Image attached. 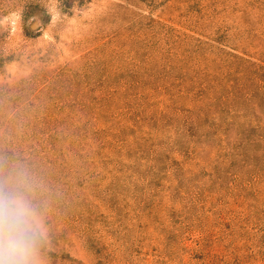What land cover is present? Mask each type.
Returning <instances> with one entry per match:
<instances>
[{
  "label": "rangeland",
  "instance_id": "1",
  "mask_svg": "<svg viewBox=\"0 0 264 264\" xmlns=\"http://www.w3.org/2000/svg\"><path fill=\"white\" fill-rule=\"evenodd\" d=\"M35 264H264V0H0V200Z\"/></svg>",
  "mask_w": 264,
  "mask_h": 264
},
{
  "label": "clouds",
  "instance_id": "2",
  "mask_svg": "<svg viewBox=\"0 0 264 264\" xmlns=\"http://www.w3.org/2000/svg\"><path fill=\"white\" fill-rule=\"evenodd\" d=\"M33 216L18 195L0 200V264H35Z\"/></svg>",
  "mask_w": 264,
  "mask_h": 264
}]
</instances>
